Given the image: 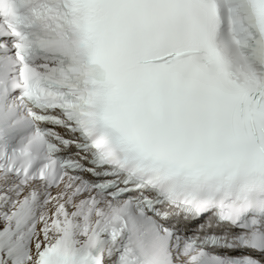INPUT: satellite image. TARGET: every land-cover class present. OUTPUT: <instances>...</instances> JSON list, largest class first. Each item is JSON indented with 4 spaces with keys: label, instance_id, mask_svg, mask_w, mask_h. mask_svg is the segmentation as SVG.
<instances>
[{
    "label": "snow or ice",
    "instance_id": "6c2138e0",
    "mask_svg": "<svg viewBox=\"0 0 264 264\" xmlns=\"http://www.w3.org/2000/svg\"><path fill=\"white\" fill-rule=\"evenodd\" d=\"M0 264H264V0H0Z\"/></svg>",
    "mask_w": 264,
    "mask_h": 264
}]
</instances>
